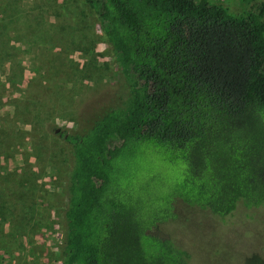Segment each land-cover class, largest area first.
I'll use <instances>...</instances> for the list:
<instances>
[{
	"label": "trees",
	"instance_id": "16d2710c",
	"mask_svg": "<svg viewBox=\"0 0 264 264\" xmlns=\"http://www.w3.org/2000/svg\"><path fill=\"white\" fill-rule=\"evenodd\" d=\"M81 1L128 94L59 133L72 156L62 263L186 264L159 226L176 199L219 216L264 208V0ZM146 148L183 165L169 188L136 180Z\"/></svg>",
	"mask_w": 264,
	"mask_h": 264
},
{
	"label": "rangeland",
	"instance_id": "374dc122",
	"mask_svg": "<svg viewBox=\"0 0 264 264\" xmlns=\"http://www.w3.org/2000/svg\"><path fill=\"white\" fill-rule=\"evenodd\" d=\"M220 1L230 9L247 2ZM127 94L81 0H0V264H63L72 156L59 133L89 128ZM136 162V180L154 178L160 188L182 174L181 163L150 148ZM173 204L159 226L189 252L186 264H264V208L238 205L219 216Z\"/></svg>",
	"mask_w": 264,
	"mask_h": 264
}]
</instances>
